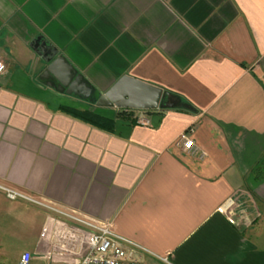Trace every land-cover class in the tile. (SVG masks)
I'll use <instances>...</instances> for the list:
<instances>
[{
    "label": "crops",
    "instance_id": "0c3cea01",
    "mask_svg": "<svg viewBox=\"0 0 264 264\" xmlns=\"http://www.w3.org/2000/svg\"><path fill=\"white\" fill-rule=\"evenodd\" d=\"M0 58V186L109 226L144 264H264V0H0ZM67 70L89 99L58 89ZM124 75L174 106L99 110ZM188 130L204 158L180 143ZM230 198L244 228L219 211ZM2 211L35 226L18 259L85 251L72 218L0 187Z\"/></svg>",
    "mask_w": 264,
    "mask_h": 264
},
{
    "label": "built area",
    "instance_id": "2783aa9c",
    "mask_svg": "<svg viewBox=\"0 0 264 264\" xmlns=\"http://www.w3.org/2000/svg\"><path fill=\"white\" fill-rule=\"evenodd\" d=\"M6 70L5 62L0 58V75ZM139 121L142 124H149L150 120L143 113L139 115ZM182 146L191 154H200V158H204V153L200 151L191 136V131H183L179 136ZM7 197L12 200L25 199L27 201L42 205L57 213L63 214L69 218L76 220L90 228L85 238V251L76 260L66 261L65 264H144L138 257L137 251L140 248L138 244L132 240L112 231L109 226L99 225L77 215L59 210L56 207L39 202L17 190L2 187ZM237 205L233 198H230L219 207V211L225 214L228 220L234 225L244 228L246 222L237 216ZM33 254L30 251H24L16 264H31Z\"/></svg>",
    "mask_w": 264,
    "mask_h": 264
},
{
    "label": "water",
    "instance_id": "95a60500",
    "mask_svg": "<svg viewBox=\"0 0 264 264\" xmlns=\"http://www.w3.org/2000/svg\"><path fill=\"white\" fill-rule=\"evenodd\" d=\"M63 66L61 57L54 60L49 69L56 72ZM75 72V71H74ZM67 70L63 77H58L61 82L58 89L74 92L81 97L89 99L94 93V88L85 83L81 76L74 78L75 73ZM168 93L160 86L151 84L141 79L124 75L119 78L106 92L96 98L99 106H117L125 109H157L159 107H172L174 103L165 100Z\"/></svg>",
    "mask_w": 264,
    "mask_h": 264
},
{
    "label": "rangeland",
    "instance_id": "374dc122",
    "mask_svg": "<svg viewBox=\"0 0 264 264\" xmlns=\"http://www.w3.org/2000/svg\"><path fill=\"white\" fill-rule=\"evenodd\" d=\"M101 111L106 108L99 107ZM35 226L28 218L23 219L13 214L12 211L0 212V263L15 264L21 250H23L28 243L36 241ZM64 249L67 247L62 246ZM32 264H55L51 260L43 258L42 260H35Z\"/></svg>",
    "mask_w": 264,
    "mask_h": 264
},
{
    "label": "trees",
    "instance_id": "16d2710c",
    "mask_svg": "<svg viewBox=\"0 0 264 264\" xmlns=\"http://www.w3.org/2000/svg\"><path fill=\"white\" fill-rule=\"evenodd\" d=\"M72 111V110H71ZM78 116L82 117L83 119L96 124L97 126L104 127V128H111L112 123L110 119H107L97 113H94L93 111L87 110V111H76L75 112ZM122 116H128L129 118H133L134 110L133 109H123L121 110Z\"/></svg>",
    "mask_w": 264,
    "mask_h": 264
}]
</instances>
